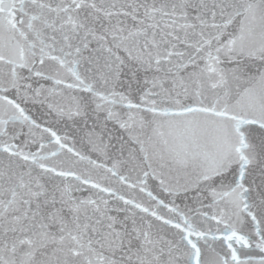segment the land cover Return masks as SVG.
Segmentation results:
<instances>
[{
    "label": "snow or ice",
    "instance_id": "1",
    "mask_svg": "<svg viewBox=\"0 0 264 264\" xmlns=\"http://www.w3.org/2000/svg\"><path fill=\"white\" fill-rule=\"evenodd\" d=\"M0 264H264V0H0Z\"/></svg>",
    "mask_w": 264,
    "mask_h": 264
}]
</instances>
